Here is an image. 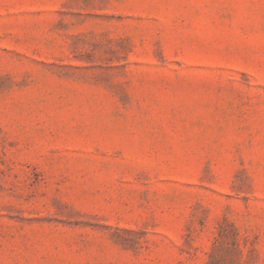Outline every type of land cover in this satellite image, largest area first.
I'll list each match as a JSON object with an SVG mask.
<instances>
[{
  "label": "rangeland",
  "instance_id": "rangeland-1",
  "mask_svg": "<svg viewBox=\"0 0 264 264\" xmlns=\"http://www.w3.org/2000/svg\"><path fill=\"white\" fill-rule=\"evenodd\" d=\"M0 264H264V0H0Z\"/></svg>",
  "mask_w": 264,
  "mask_h": 264
}]
</instances>
